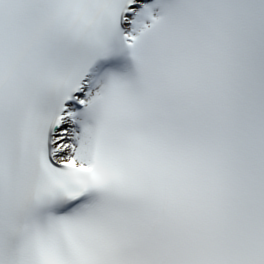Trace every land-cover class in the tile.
Returning <instances> with one entry per match:
<instances>
[{"label": "snow or ice", "instance_id": "obj_1", "mask_svg": "<svg viewBox=\"0 0 264 264\" xmlns=\"http://www.w3.org/2000/svg\"><path fill=\"white\" fill-rule=\"evenodd\" d=\"M0 264H264V0H0Z\"/></svg>", "mask_w": 264, "mask_h": 264}]
</instances>
